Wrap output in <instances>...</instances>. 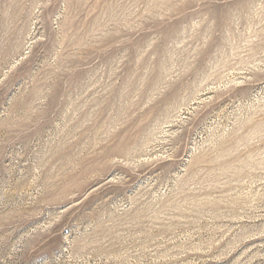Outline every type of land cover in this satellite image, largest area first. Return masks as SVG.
Returning <instances> with one entry per match:
<instances>
[{
	"label": "rangeland",
	"instance_id": "obj_1",
	"mask_svg": "<svg viewBox=\"0 0 264 264\" xmlns=\"http://www.w3.org/2000/svg\"><path fill=\"white\" fill-rule=\"evenodd\" d=\"M0 264H264V0H0Z\"/></svg>",
	"mask_w": 264,
	"mask_h": 264
}]
</instances>
